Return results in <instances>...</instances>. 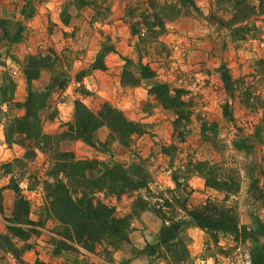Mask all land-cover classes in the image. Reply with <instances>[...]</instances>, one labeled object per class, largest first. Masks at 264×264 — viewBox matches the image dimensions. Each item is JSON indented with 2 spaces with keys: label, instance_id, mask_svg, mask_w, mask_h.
I'll use <instances>...</instances> for the list:
<instances>
[{
  "label": "rangeland",
  "instance_id": "1",
  "mask_svg": "<svg viewBox=\"0 0 264 264\" xmlns=\"http://www.w3.org/2000/svg\"><path fill=\"white\" fill-rule=\"evenodd\" d=\"M225 1L0 0V264H140L134 259L141 249L129 239L116 248L100 241L89 250L51 215L46 183L53 164L68 159L60 158V152L72 154L68 162L91 160L85 170L89 178L102 163L111 162L133 165L134 176L146 173V190L118 198L95 192L114 207L116 217L130 213L135 197L152 207L185 196L188 207L194 206L189 198L199 201L195 206L208 200L231 207L237 224L249 232L255 230V220L264 222V0ZM240 1L248 5V16L234 20L230 3ZM161 6L166 10L161 12ZM98 54L103 68H92ZM29 55L53 59L56 72L67 77L63 86L53 85L48 107L39 112L43 132L54 135L40 149L22 135L14 134L12 143L4 139L5 124L23 112L14 103L26 96L22 67ZM144 65L151 77L141 76ZM223 68L228 88L220 76ZM50 77L49 69H41L30 89L43 90ZM156 81L183 102L182 116L176 118V110L151 91ZM76 99L92 111L109 104L138 123L140 132L126 146L109 137L104 125L93 134L94 146L58 140L55 134L71 121ZM234 139H243L247 148L235 149ZM228 169L238 175L235 193L224 197L196 187L197 178L203 183L204 176L218 177ZM19 200L27 209L17 216ZM164 211L168 220L184 218L177 207ZM141 214L148 215L143 221L150 228L156 227L154 243L162 221L150 210L130 217L127 236L133 228L144 234L143 226H135ZM13 227L24 229L23 237ZM191 227L179 228V241L155 245L145 264H182L202 254L250 256L252 249L264 256L260 235L234 239L217 232L213 238Z\"/></svg>",
  "mask_w": 264,
  "mask_h": 264
},
{
  "label": "trees",
  "instance_id": "2",
  "mask_svg": "<svg viewBox=\"0 0 264 264\" xmlns=\"http://www.w3.org/2000/svg\"><path fill=\"white\" fill-rule=\"evenodd\" d=\"M220 1V0H219ZM227 3L229 0H226ZM225 1V2H226ZM189 2V1H188ZM260 2V0H259ZM231 16L234 20H242L247 18L248 13L244 11L247 4L243 1L230 3ZM191 6H193L190 3ZM241 5L240 7H238ZM166 10L161 6V12ZM164 14V13H163ZM161 18V17H160ZM156 15L158 26L162 28L163 22ZM64 21V18L61 19ZM54 56V54L52 53ZM97 55L95 62L92 63V68H103L98 64ZM49 57L44 55H29L25 65L22 67V74L26 84V96L22 103L15 102L16 107L22 108L23 112L12 119H9L4 127V139L6 143L14 142L12 136L14 134L25 136L30 139L31 145L35 148H45L50 143L49 140L54 135H49L43 132L41 128V119L39 112L42 108L48 107V99L53 85L63 86L67 80L66 75L62 72L57 73L54 68V60L48 62ZM41 69H49L51 77L48 84L41 91H33L30 89L31 81L36 79ZM140 74L143 78H148L153 75L148 67L141 66ZM220 76L225 88H228L229 76L225 68L221 69ZM5 91V89H4ZM151 91L162 99L165 104L171 106L176 110L177 117L182 116L185 111L183 102L178 99L176 95L169 94L167 86L156 81L151 87ZM85 92V91H83ZM3 93V92H2ZM6 100V99H4ZM56 111L54 110V113ZM104 125L108 130V136L118 141L121 145L126 146L133 134L140 132L138 123L127 119L123 113L103 102L95 111L87 108L80 100L73 101V111L71 121L64 123L65 129L58 134H55L59 139H79L91 146L93 143V134L95 130ZM21 144L20 141H17ZM233 146L235 149H246L247 145L243 139H234ZM60 158H68L61 161L59 164H53L52 171H50L51 181L47 184L49 212L60 223H62L69 230L68 236L80 243L84 248L91 249L95 243L106 241V243L116 248L121 243L128 242L127 233L129 231V219L132 215H137L143 210H150L162 221L157 239L154 243L145 242L140 252L148 257L152 254L153 247L156 245H171L172 241L178 240L179 228L183 225H189L202 230L205 234L214 238L217 232L229 233L234 239L250 236L251 233L257 234L264 239V222L255 220L256 228L253 232L246 230L244 225H238L234 211L224 207L220 202L205 201L200 206L188 207L185 196H171V198L163 199L162 204L154 203L152 207L147 205L145 199L135 197L131 204V211L124 216L116 217L113 215L114 207L106 205L94 194L95 192H102L103 195H113L118 198L120 195L135 192L139 189H147V175L145 172L134 176L135 167L128 164L125 167L122 163L111 162L102 163L103 167L96 174L89 178L85 175V170L91 168V160H74L70 152L58 153ZM95 161V160H94ZM96 162V161H95ZM55 171H60L61 176H57ZM132 171V172H131ZM171 181L174 187L178 188L177 177L171 174ZM203 186L212 188L216 191L224 193V197L235 193L238 188V175L236 170L228 169L225 173L218 177L210 175L203 177ZM252 184H249V187ZM19 209L15 208V214L19 216L20 211L27 209V203L24 200H19ZM178 208L182 212L184 218L176 220H168L165 216V209ZM167 221V222H166ZM14 232L23 237L24 229L20 227H13ZM146 251V252H145ZM246 255L251 264H264V256L257 250H251L248 256L245 253H237ZM234 254L233 256L237 255ZM203 257L211 258H227L233 256H213L202 254ZM177 260L179 257L176 255ZM187 263V262H186ZM33 264H43L40 261H35Z\"/></svg>",
  "mask_w": 264,
  "mask_h": 264
},
{
  "label": "crops",
  "instance_id": "3",
  "mask_svg": "<svg viewBox=\"0 0 264 264\" xmlns=\"http://www.w3.org/2000/svg\"><path fill=\"white\" fill-rule=\"evenodd\" d=\"M248 176V178H249V176H250V173L248 172V174H247ZM195 183H196V187L197 188H200V189H204V191L206 192L207 191V187H204L203 186V183H202V181L201 180H199L198 178L196 179V181H195ZM167 184L169 185L170 184V181L169 180H167ZM192 193H195V192H192ZM192 195H194V194H192ZM189 201L191 202V204H193L194 206L196 205V204H198V202L199 201H195V202H193L192 201V198H189ZM150 216V215H149ZM144 218H148V215L146 216V215H143V214H141L140 215V217H139V219L137 218V219H135V226L136 227H138V226H143L144 227V234L143 235H141L140 234V231H139V229H135V228H133V229H131V231L129 232V234H128V239L133 243V245L135 246V247H137V248H139V249H141L142 248V246H143V244H144V242L146 241V242H153L154 240H155V238H156V235H155V233H156V227H153V228H150L146 223H145V221H143L144 220ZM140 220H142V222H143V225L141 224V222H139ZM132 224V223H131ZM191 229L193 230V229H198V228H196V227H191ZM191 230V231H192ZM199 231H200V229H198ZM194 232H196V231H194ZM201 232V231H200ZM141 235V236H140ZM196 256H200V255H196ZM195 256V257H196ZM146 257L141 253V254H139V256H136V258L134 259V260H139L140 261V264H145V262H146V259H145Z\"/></svg>",
  "mask_w": 264,
  "mask_h": 264
},
{
  "label": "built area",
  "instance_id": "4",
  "mask_svg": "<svg viewBox=\"0 0 264 264\" xmlns=\"http://www.w3.org/2000/svg\"><path fill=\"white\" fill-rule=\"evenodd\" d=\"M182 264H251L246 255L237 254L227 258H211L196 256L190 262Z\"/></svg>",
  "mask_w": 264,
  "mask_h": 264
}]
</instances>
